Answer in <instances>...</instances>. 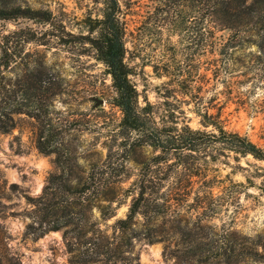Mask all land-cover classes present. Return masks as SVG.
I'll use <instances>...</instances> for the list:
<instances>
[{"label":"rangeland","instance_id":"rangeland-1","mask_svg":"<svg viewBox=\"0 0 264 264\" xmlns=\"http://www.w3.org/2000/svg\"><path fill=\"white\" fill-rule=\"evenodd\" d=\"M5 1L45 11L50 21L0 19V56L32 62L44 81L42 90L32 87V127L22 122L0 134V264H74L72 249L87 255L106 243L100 236L120 250L98 264H264V161L251 155L198 154L189 170L152 168L147 183L161 205L143 208L134 230L120 229L155 150L120 126L112 77L88 42L105 0ZM119 7L148 126L174 120L211 130L198 114L199 94L226 129L264 147V51L255 44L235 51L229 82L210 91L209 23L189 0H119ZM39 137L50 152L38 148ZM103 187L112 200L100 196ZM48 207L55 214L45 218ZM48 223L62 228L38 236Z\"/></svg>","mask_w":264,"mask_h":264},{"label":"trees","instance_id":"trees-1","mask_svg":"<svg viewBox=\"0 0 264 264\" xmlns=\"http://www.w3.org/2000/svg\"><path fill=\"white\" fill-rule=\"evenodd\" d=\"M189 1L197 13H202L203 21L209 23L207 37L210 39L211 52L214 57L210 61L209 70L212 76L208 83L214 81L210 90L213 91L220 80L225 83L227 78L233 75L236 68L234 67L235 60H237L234 59L235 51L253 44L259 50L264 51V0ZM105 3L103 16L89 24L91 31H97V35L89 37L88 42L95 48L97 58L105 64L108 74L112 77L115 95L111 103L119 107L122 112L120 126L127 132L139 133L141 136L139 145H149L155 150V154L147 163L145 177L137 189V195L131 202L126 218L117 221L120 229L126 233L134 230L137 224L136 217L141 214L143 208L150 206V203L159 205L162 200L158 191L148 185L151 180L147 179V176L150 175L149 171L152 168L163 166L165 169H174V172L189 170L190 167L198 166V154L215 157L213 154L226 155L225 153L233 152L237 156L251 155L264 161V147L255 143L247 135L226 129L221 119V112L210 113V107H205L204 98L199 94L195 97L198 99L199 110L203 112L199 111L198 114L201 116L203 126L211 127V130L195 129L186 121L181 125L174 120L162 125L148 126L146 119L148 115L140 107L139 91L132 78V68L126 60L127 48L124 27L119 16V0H105ZM20 17L50 21V14L45 11L0 0V19ZM218 31H228L229 36L227 38L223 35L218 37ZM216 55L218 57H215ZM43 82L42 72L36 74L32 70V62L10 54L0 56V134L12 132L22 122H27L32 127V117L36 114L32 111V87L36 91L42 90ZM184 84L187 85V82ZM38 94L40 97L37 100H43V94L41 92ZM216 99V94L212 95L211 104ZM48 143L47 138L39 137L37 146L43 152L48 153L52 149ZM106 189L107 187H103L100 190V196L110 201L112 199ZM262 190L264 191V187ZM170 200L163 201L167 203ZM46 209L45 218L55 214L54 207ZM101 212L104 216H112V213L108 212V206H102ZM158 212V209L155 210L153 215H158ZM115 214L116 212H113V215ZM47 222H50L49 219ZM29 227L33 228V225L30 224ZM60 228H62L60 224L48 223L38 236L46 231ZM99 239L106 243L90 249L87 255L77 254L76 250L72 249L73 263L98 264L103 261L102 255L107 258L113 254L116 256L120 250L119 247L113 248L112 243L104 236H100Z\"/></svg>","mask_w":264,"mask_h":264}]
</instances>
